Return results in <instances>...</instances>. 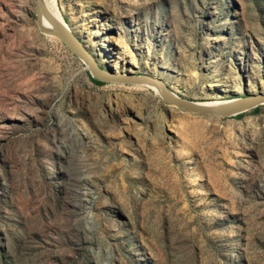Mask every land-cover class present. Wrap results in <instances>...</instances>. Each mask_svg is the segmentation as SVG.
Returning a JSON list of instances; mask_svg holds the SVG:
<instances>
[{
  "label": "rangeland",
  "instance_id": "1",
  "mask_svg": "<svg viewBox=\"0 0 264 264\" xmlns=\"http://www.w3.org/2000/svg\"><path fill=\"white\" fill-rule=\"evenodd\" d=\"M49 1L105 68L264 94V0ZM0 264H264V104L96 84L34 0H0Z\"/></svg>",
  "mask_w": 264,
  "mask_h": 264
},
{
  "label": "water",
  "instance_id": "2",
  "mask_svg": "<svg viewBox=\"0 0 264 264\" xmlns=\"http://www.w3.org/2000/svg\"><path fill=\"white\" fill-rule=\"evenodd\" d=\"M34 8L35 22L38 30L43 34L59 38L69 51L85 64L90 77L97 81L152 85L156 87L160 97L167 105L199 116L227 118L264 104V94L261 93L247 94L212 104H205L177 95L159 77L149 74L118 72L112 68H105L98 63L95 56L86 48L80 38L47 10L43 0H34ZM44 19L49 23L48 26L44 24Z\"/></svg>",
  "mask_w": 264,
  "mask_h": 264
},
{
  "label": "bare ground",
  "instance_id": "3",
  "mask_svg": "<svg viewBox=\"0 0 264 264\" xmlns=\"http://www.w3.org/2000/svg\"><path fill=\"white\" fill-rule=\"evenodd\" d=\"M44 1V4L47 8V10L53 15L55 16L59 21H61L65 26H67L69 29L70 27L68 26L67 22L64 20L62 14H61V11L59 10L58 7H56L54 5L53 2L49 1V0H43ZM44 24L48 26V22L44 19L43 20ZM71 30V29H70ZM72 31V30H71ZM114 71H120L117 67H114L112 68ZM121 72V71H120ZM139 85H147V84H139ZM148 87H150L154 92L158 93L156 87L152 86V85H147ZM202 103H205V104H212V103H215V102H202Z\"/></svg>",
  "mask_w": 264,
  "mask_h": 264
},
{
  "label": "trees",
  "instance_id": "4",
  "mask_svg": "<svg viewBox=\"0 0 264 264\" xmlns=\"http://www.w3.org/2000/svg\"><path fill=\"white\" fill-rule=\"evenodd\" d=\"M90 80L92 81V82H94V83H96V84H102L103 82H100V81H97V80H95V79H93L92 77H90ZM256 108V107H255ZM242 113H238V114H236V116H240Z\"/></svg>",
  "mask_w": 264,
  "mask_h": 264
}]
</instances>
